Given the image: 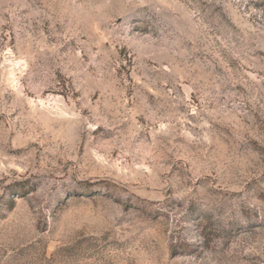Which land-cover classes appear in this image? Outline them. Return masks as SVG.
Instances as JSON below:
<instances>
[{
	"label": "rangeland",
	"instance_id": "rangeland-1",
	"mask_svg": "<svg viewBox=\"0 0 264 264\" xmlns=\"http://www.w3.org/2000/svg\"><path fill=\"white\" fill-rule=\"evenodd\" d=\"M0 264H264V0H0Z\"/></svg>",
	"mask_w": 264,
	"mask_h": 264
},
{
	"label": "trees",
	"instance_id": "trees-1",
	"mask_svg": "<svg viewBox=\"0 0 264 264\" xmlns=\"http://www.w3.org/2000/svg\"><path fill=\"white\" fill-rule=\"evenodd\" d=\"M217 224V223H216ZM231 230V229H230Z\"/></svg>",
	"mask_w": 264,
	"mask_h": 264
}]
</instances>
